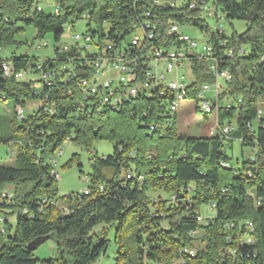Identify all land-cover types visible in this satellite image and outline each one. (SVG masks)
Masks as SVG:
<instances>
[{
  "label": "trees",
  "instance_id": "obj_1",
  "mask_svg": "<svg viewBox=\"0 0 264 264\" xmlns=\"http://www.w3.org/2000/svg\"><path fill=\"white\" fill-rule=\"evenodd\" d=\"M53 1L60 14L37 0H0V92L5 102L14 101L11 126L23 136V141L8 142L9 147H19L11 151L14 166L0 165V191L13 190L15 200L10 205L0 203V218L6 219L5 235L0 234V264H96L106 255L109 240L94 233L95 228L113 224L121 228L130 215L135 216L139 233L147 237L137 242L136 262L120 252L119 264H174L180 250L196 245L188 233L197 229L204 230V246L194 256L184 253L186 264H264V115L259 117L264 104V0H215L231 26L235 21L247 25L244 33L227 37L223 48L236 52L227 63L232 81L221 96V100L229 101L230 108H211V116L205 115L217 117L220 126L235 127L227 139L182 135L176 120L166 134H149L147 123L153 112H144L157 100L138 98L123 103L121 110L103 113L83 110L77 107L74 81H64L63 74L50 87H37L41 82L35 77L39 74L61 72L80 58L75 48L61 53L68 28L88 16L90 31L103 38L106 26L109 39L119 43L129 34L132 20L152 4V0ZM177 21L183 22L179 16ZM197 25L213 33L202 17H197ZM29 29L34 33L31 40L22 39ZM45 42L53 49L46 58L23 52L39 50ZM214 47L217 53L222 50L217 41ZM240 48L244 49L243 56L238 53ZM3 51L8 57H3ZM4 65L12 66L14 72H27L28 80L6 77ZM82 69L80 64L76 68L80 77L84 76ZM69 91L71 95H67ZM192 97L197 103L196 113L201 114L197 95ZM186 99L192 101L176 97V104ZM32 105L36 106L29 109ZM19 107L25 113L21 120L16 114ZM99 141L114 143L113 155L99 159L95 153L89 186L92 194L80 195V200L62 213L50 204L61 198L52 174V156L66 143L91 150ZM235 141L241 143V170L231 167L225 152ZM248 152H254V160H249ZM100 186L105 188L103 193ZM190 189L194 190L191 199ZM211 189L214 194H210ZM151 191L172 195L175 206L163 201L159 208L150 207ZM211 202L216 205L215 218L208 226L199 225L201 208ZM247 221L254 226V245L228 244L225 224L234 222L241 231ZM49 240L55 242L57 256L36 259V250H30L29 245ZM117 243L121 244L119 236ZM227 248H236L244 255L241 258L239 253L232 261L224 256Z\"/></svg>",
  "mask_w": 264,
  "mask_h": 264
},
{
  "label": "built area",
  "instance_id": "obj_2",
  "mask_svg": "<svg viewBox=\"0 0 264 264\" xmlns=\"http://www.w3.org/2000/svg\"><path fill=\"white\" fill-rule=\"evenodd\" d=\"M55 13L60 14L58 8H55ZM178 16L183 20L182 23L177 21ZM197 17L211 18L215 23L214 33H207L202 27H198ZM87 19L88 16L85 17V20ZM225 22V15L215 0H152L150 8L132 20L129 34L121 38L119 43L109 39L110 32L104 31L103 38L90 30L83 34L72 32V44H63L61 53H68L75 48L79 51L80 58L77 57L76 62L71 61L61 72L52 70L39 74L35 80L42 84H37V87L45 84L50 87L53 81L63 74L64 81H74L78 91L77 107H86L99 113L123 109L121 101L131 103L138 98L157 100L144 112H153V118L147 123V131L149 134L164 135L173 128L174 120H177L181 110V104H176V97L192 98L196 107L197 103L192 96L197 95L199 111L204 115L211 116V108H230L229 101L221 100V96L228 90L232 81L227 63L235 57L236 52L233 49L223 50L229 37L226 35ZM189 29L199 30L204 41L200 43L192 38L187 32ZM215 41L221 44L222 50L219 53L214 47ZM38 49L50 50L51 54L53 51L47 42L40 44ZM238 53L243 56L244 49L240 48ZM79 64L83 67L82 77L76 72ZM194 66L198 67L197 70H194ZM4 69L6 77H14L17 81H23L28 76L27 72H14L9 65H4ZM124 80H132V87H124ZM71 94L69 91L67 95ZM0 100H5L1 92ZM94 101H102V108H94ZM16 114L19 120L25 115L21 107L17 108ZM263 115L264 108L259 111V117ZM214 120L216 122L211 135L227 139L229 134L235 131L233 125L220 126L217 117ZM249 128L254 133L252 127ZM246 156L249 160L255 159L254 152H248ZM56 163L54 159V168ZM52 174L57 181L60 179L56 168ZM104 191L105 188L100 186L99 192ZM92 192L88 187L82 193L69 194L50 204L58 207L62 213H67L69 205L80 200V195L89 196ZM189 192L191 199L194 190L190 189ZM214 192V189L210 190V194ZM260 201L262 205V200ZM14 202L13 190L0 191L1 204L10 205ZM61 202L64 203L63 206H60ZM176 202V198L172 196L170 204L175 206ZM207 206L210 210L216 209L214 202ZM211 220L212 218L205 219L201 213L197 216V222L202 226H208ZM5 222V218H0L1 235H5ZM224 229L228 244L231 241H236L240 246L255 243L254 226L249 221L243 223L241 231L235 228L234 222L226 223ZM243 230L245 232H242ZM204 235L203 229L188 233L195 241ZM184 251L197 252V249L186 247L180 250V257L174 264H186ZM239 253L236 248L224 250V256L232 261ZM243 255L240 253L241 258Z\"/></svg>",
  "mask_w": 264,
  "mask_h": 264
},
{
  "label": "rangeland",
  "instance_id": "obj_3",
  "mask_svg": "<svg viewBox=\"0 0 264 264\" xmlns=\"http://www.w3.org/2000/svg\"><path fill=\"white\" fill-rule=\"evenodd\" d=\"M159 2H166L169 0H156ZM39 5L46 7L47 10L53 11L56 3L53 0H38ZM209 26L214 28V21L211 19H206ZM226 26V35L231 36L234 32L242 34L246 31L247 25L245 22L235 21L232 23V26L227 21L224 23ZM92 27L95 28L94 24ZM89 30L88 20H82L78 22L74 28H68L65 31L64 44H72L71 34L76 32L83 34ZM214 30V29H211ZM105 32L108 33L109 29L105 26ZM187 32L191 35L192 38L198 40L200 43L204 41L202 34L199 30L189 29ZM33 29H29L25 36L22 37L24 40H31L33 36ZM50 43L53 42L52 37H48ZM248 50L249 48L246 47ZM30 54L32 57L36 58H46L50 55V50H35V51H23ZM22 52V53H23ZM3 57H8V52L3 51ZM28 80V76L24 78L23 81ZM210 79L208 83H210ZM130 83V80H124V85L127 86ZM36 105L29 106V109H32ZM194 102L186 99L181 103V110L176 120V128L179 133L186 136H191L195 138L209 137L211 132L215 127L214 120L215 116L207 117L204 114L196 113L194 111ZM264 108V104H263ZM15 103L13 100L7 102H0V119L4 118L3 124L0 125V165L2 166H14L13 160L14 155L11 154V151L18 150L19 147L11 145L8 146V142H13L22 140L23 136L18 133L13 132L11 126V120L14 116ZM28 113V111H26ZM10 145V144H9ZM114 143L109 141H99L96 142L91 150L77 146L74 143H66L61 149H59L56 154L52 157L55 158L56 171L60 176V179L57 182L58 194L61 197H66L72 193H82L84 192L91 184V176L93 173L92 163L94 161V155L97 153V158H107L112 156L114 153ZM231 144L227 145L225 152L229 157V162L231 167L236 168L237 170L242 169V150L241 143L235 141L233 148ZM247 152L248 150H245ZM51 157V158H52ZM171 196H167L162 191H151L149 192V204L150 207L152 204L159 208L163 201H167L169 206ZM64 203L61 202L60 206H63ZM201 215L205 219L215 218L216 212L210 210V207L203 206L200 210ZM14 224L12 217H7ZM94 233L106 236L109 240V247L106 255L102 256L96 264H119L117 259L119 258V253L128 254L129 260L136 262L137 261V242L141 239H146L145 234L139 233V225L135 216H128L125 223L121 228L118 224L113 225H100L95 228ZM121 237V244L117 243V237ZM204 237L199 238L195 241V249L202 248L204 244H201V241ZM122 246V248H121ZM57 256L56 244L53 240L45 242L35 251V257L38 260H50Z\"/></svg>",
  "mask_w": 264,
  "mask_h": 264
},
{
  "label": "bare ground",
  "instance_id": "obj_4",
  "mask_svg": "<svg viewBox=\"0 0 264 264\" xmlns=\"http://www.w3.org/2000/svg\"><path fill=\"white\" fill-rule=\"evenodd\" d=\"M202 19H203V20L207 23V25L209 26V24H208V22L206 21V19H211V18L202 17ZM209 28H210L209 30H210L211 32L214 33V30H211V29H214V28H212L211 26H209ZM124 87H132V80H130V83H129L127 86L124 85ZM180 98H182V97H177V99H180ZM125 102H130V101H121V105H122L123 103H125ZM94 106H98V107L102 108V101H94ZM81 109H83V110H87L86 107H81ZM224 165H225V166H228V164H224ZM184 253H186V254H190V255L194 256L196 252H193V251H184ZM175 262H176V261H175Z\"/></svg>",
  "mask_w": 264,
  "mask_h": 264
},
{
  "label": "water",
  "instance_id": "obj_5",
  "mask_svg": "<svg viewBox=\"0 0 264 264\" xmlns=\"http://www.w3.org/2000/svg\"><path fill=\"white\" fill-rule=\"evenodd\" d=\"M43 243H44V242H43ZM43 243H42V242H41V243H39V242H34V243H32L31 245H29V249L35 251V250H37V248H39Z\"/></svg>",
  "mask_w": 264,
  "mask_h": 264
},
{
  "label": "crops",
  "instance_id": "obj_6",
  "mask_svg": "<svg viewBox=\"0 0 264 264\" xmlns=\"http://www.w3.org/2000/svg\"><path fill=\"white\" fill-rule=\"evenodd\" d=\"M31 105V104H30ZM29 112V111H28ZM14 117V116H13ZM2 122L4 121V118L2 117V119H0Z\"/></svg>",
  "mask_w": 264,
  "mask_h": 264
}]
</instances>
